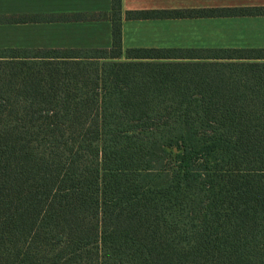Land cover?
<instances>
[{"label": "trees", "instance_id": "trees-1", "mask_svg": "<svg viewBox=\"0 0 264 264\" xmlns=\"http://www.w3.org/2000/svg\"><path fill=\"white\" fill-rule=\"evenodd\" d=\"M119 1L109 47L0 48V264H264V48L123 50Z\"/></svg>", "mask_w": 264, "mask_h": 264}, {"label": "crops", "instance_id": "crops-1", "mask_svg": "<svg viewBox=\"0 0 264 264\" xmlns=\"http://www.w3.org/2000/svg\"><path fill=\"white\" fill-rule=\"evenodd\" d=\"M121 35L128 47H197L195 38L211 39L200 47L264 48V14L191 18L126 19L128 10L200 9L230 7H263L264 0H120ZM112 0H0V39L11 38L14 31L54 32L59 38H107L111 36L109 13ZM51 16V21L12 22L11 17ZM183 37L180 46H156L154 43H132L143 36ZM1 41V40H0ZM162 45V44H161ZM2 45L0 48H6ZM10 47V46H9ZM13 48V47H12Z\"/></svg>", "mask_w": 264, "mask_h": 264}, {"label": "rangeland", "instance_id": "rangeland-1", "mask_svg": "<svg viewBox=\"0 0 264 264\" xmlns=\"http://www.w3.org/2000/svg\"><path fill=\"white\" fill-rule=\"evenodd\" d=\"M111 13V12H110ZM112 16V14H111ZM46 29L44 31H14L13 36L11 38H7L5 41L4 39H0V43L2 45H8L6 48L18 47V48H44V47H56V48H65V47H109L111 43V36L107 38H59L54 36V32L51 30ZM154 38L148 37L147 35L142 37L141 39H130L129 43L136 42V43H154ZM156 43L159 45L156 46H180L179 43L182 41H187L183 37H176V36H169V37H158L154 39ZM195 43L197 47H200L201 44H205L211 42L207 39H203L200 41L199 38H195ZM162 44V45H161ZM121 45L122 49L124 50L123 39L121 35ZM10 46V47H9ZM124 56H121L123 59Z\"/></svg>", "mask_w": 264, "mask_h": 264}]
</instances>
